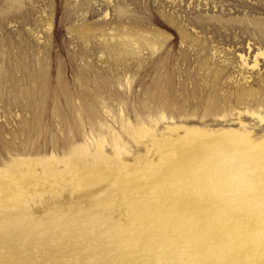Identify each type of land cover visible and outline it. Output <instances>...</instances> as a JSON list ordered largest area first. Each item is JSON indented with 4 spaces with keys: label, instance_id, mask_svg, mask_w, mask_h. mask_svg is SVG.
Segmentation results:
<instances>
[{
    "label": "rangeland",
    "instance_id": "obj_1",
    "mask_svg": "<svg viewBox=\"0 0 264 264\" xmlns=\"http://www.w3.org/2000/svg\"><path fill=\"white\" fill-rule=\"evenodd\" d=\"M257 51L264 0H0V165L49 154L55 163L71 143L99 137L107 149L115 137L121 152L142 154L134 126L169 134L170 117L257 138L264 119L247 111L264 114V55L250 66ZM160 112L168 118L155 124ZM84 195L53 201L94 208ZM33 212L42 213L38 203ZM241 264H264V246Z\"/></svg>",
    "mask_w": 264,
    "mask_h": 264
},
{
    "label": "bare ground",
    "instance_id": "obj_2",
    "mask_svg": "<svg viewBox=\"0 0 264 264\" xmlns=\"http://www.w3.org/2000/svg\"><path fill=\"white\" fill-rule=\"evenodd\" d=\"M158 117L168 118L160 112L155 124ZM174 119L169 134L134 126L142 154L121 152L115 137L107 149L99 137L71 143L55 163L49 154L0 165V264H241L264 246V134ZM66 191L95 207L55 204ZM116 209L126 223L110 215Z\"/></svg>",
    "mask_w": 264,
    "mask_h": 264
}]
</instances>
